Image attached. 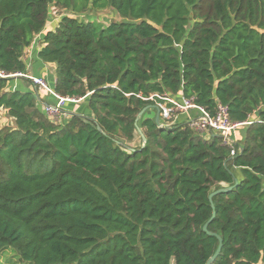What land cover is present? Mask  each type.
Wrapping results in <instances>:
<instances>
[{"label": "trees", "instance_id": "1", "mask_svg": "<svg viewBox=\"0 0 264 264\" xmlns=\"http://www.w3.org/2000/svg\"><path fill=\"white\" fill-rule=\"evenodd\" d=\"M51 7L70 14L45 31ZM108 9L119 20L80 19ZM43 31L37 58L55 67L54 91L86 97L62 124L40 92L10 89ZM153 94L256 118L233 156L186 124L159 129L154 110L137 123L145 145L131 146ZM0 110L12 121L0 128V256L206 264L218 247L202 231L208 197L234 176L212 198L213 264H264V0H0Z\"/></svg>", "mask_w": 264, "mask_h": 264}, {"label": "built area", "instance_id": "2", "mask_svg": "<svg viewBox=\"0 0 264 264\" xmlns=\"http://www.w3.org/2000/svg\"><path fill=\"white\" fill-rule=\"evenodd\" d=\"M15 76L30 81L36 91L44 93V95L53 99L52 103L40 102L39 104L41 112L54 124H62L67 119L69 115L65 110L67 105H79L86 98L60 96L47 84L43 77H37L27 73L15 74ZM142 99L153 102L159 108L160 123L163 129H169L177 125L176 121L179 114L188 115L190 111H196V118H188L189 122L186 124L187 127L201 135L205 140H209L211 136L217 135L221 139V144L230 149L231 156L235 154V144L231 139V134L242 126L252 124L250 120L239 123L231 122L228 107L219 103L214 113L210 114L203 108L193 104L190 99H184L180 95L175 98L167 94H153L148 98Z\"/></svg>", "mask_w": 264, "mask_h": 264}, {"label": "crops", "instance_id": "3", "mask_svg": "<svg viewBox=\"0 0 264 264\" xmlns=\"http://www.w3.org/2000/svg\"><path fill=\"white\" fill-rule=\"evenodd\" d=\"M54 22V21H53ZM52 22V23H53ZM57 21L52 25L51 22L47 23L45 31H47L48 28H52V26L55 28L57 25ZM45 31L41 32L39 35L36 36V41L33 42L29 50L27 51L25 55V63L27 64L26 68V73L31 74L33 76L37 77H43L47 84L51 87L54 88V82H55V67L53 65H47L42 63L38 58H37V52L40 50L42 44H43V35ZM10 89L12 91L14 90H19L20 92H28L30 90H35V87H33L28 81L24 79H19V77L14 78L13 82L11 83ZM41 98H44L46 102H53V99L49 96H44V93H40ZM66 113L72 114V113H77L78 111V105H67L65 107ZM89 114V113H88ZM186 119L188 118H196L197 112L196 111H190L188 115H184ZM256 116H252V119H255ZM250 120V121H251ZM247 126H242L240 127L241 129L235 130L231 134V139L233 140L234 144H239L242 145V143L245 140L246 137V132H247ZM214 136V135H213Z\"/></svg>", "mask_w": 264, "mask_h": 264}, {"label": "rangeland", "instance_id": "4", "mask_svg": "<svg viewBox=\"0 0 264 264\" xmlns=\"http://www.w3.org/2000/svg\"><path fill=\"white\" fill-rule=\"evenodd\" d=\"M70 14V12H69ZM67 11H64L63 9H57L55 7L50 8V19L49 22H53L52 25L55 23V21L59 20L61 17L69 15ZM85 16V17H84ZM86 17H91L94 21L100 23L101 25H106L108 22L113 20H119L117 15L114 11L111 9L100 11V12H87L82 14L80 16V19H86ZM36 39H34V42ZM79 111L82 112L83 108H86V103L83 101L82 103H79L78 105ZM189 122V120L186 119L184 114H179L177 116V125H185ZM12 123L11 119L5 114L4 111L0 110V128L4 126H10ZM241 128H238L239 130ZM131 146H138L140 145V138L139 135H135V141L130 144ZM0 263L1 264H21L20 261L15 258L9 251H7L4 255L0 256Z\"/></svg>", "mask_w": 264, "mask_h": 264}, {"label": "water", "instance_id": "5", "mask_svg": "<svg viewBox=\"0 0 264 264\" xmlns=\"http://www.w3.org/2000/svg\"><path fill=\"white\" fill-rule=\"evenodd\" d=\"M8 77H11V78H16L17 76L15 75H12V76H8ZM148 110H154L155 111V115H154V123L155 125L159 128V129H163L161 123H160V110L157 106L155 105H148L146 106L145 108H143L137 115L136 119H135V125H136V130H137V133L139 134V137L142 141V147L145 145L147 139L146 137L143 135L141 129L137 126V123L138 121L143 117V115L148 111ZM99 130V128H98ZM214 137H218L217 135H214ZM233 179H234V185L232 187H226V188H220L214 192H212L209 197H208V200H209V203H210V207L212 209V216L211 218L204 224L203 228H202V231L204 233H206L208 236L210 237H214L217 239L218 241V247L215 251V253L209 258V260L206 262V264H213L217 258L219 257L220 253H221V249H222V244H223V241H222V238L217 235L216 233H213V232H210L208 231V226L209 224L212 222V220L215 218V210H214V205H213V202H212V198L217 195V194H220V193H225V192H229L231 191L235 186H237L238 184V181L237 179L233 176Z\"/></svg>", "mask_w": 264, "mask_h": 264}]
</instances>
